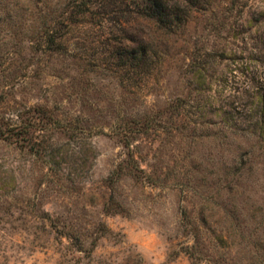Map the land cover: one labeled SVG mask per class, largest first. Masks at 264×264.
Masks as SVG:
<instances>
[{
    "label": "rangeland",
    "instance_id": "1",
    "mask_svg": "<svg viewBox=\"0 0 264 264\" xmlns=\"http://www.w3.org/2000/svg\"><path fill=\"white\" fill-rule=\"evenodd\" d=\"M201 1L106 0L49 49L0 26V264H264V142L213 115L248 109L264 0Z\"/></svg>",
    "mask_w": 264,
    "mask_h": 264
},
{
    "label": "trees",
    "instance_id": "2",
    "mask_svg": "<svg viewBox=\"0 0 264 264\" xmlns=\"http://www.w3.org/2000/svg\"><path fill=\"white\" fill-rule=\"evenodd\" d=\"M106 0H0V26L8 32H21L23 28H31L30 42L44 44L48 49L60 45L59 41L72 25L81 22L84 15L92 12L91 7H99ZM170 5L163 4L162 0H146L148 10L163 21L164 17L172 19L178 14L180 5L195 7L201 0H167ZM233 4V2H232ZM28 25V26H27ZM196 67L194 77L196 90L202 91L209 83L204 77V70ZM256 78L248 80L245 109L228 103L224 108L218 106L213 115L221 116L225 130L237 135L252 137L257 142H264V71L257 72ZM212 100V101H211ZM214 99H210V106ZM180 103H184L180 101ZM219 112L220 115L217 113ZM218 115V116H217ZM247 122L241 125L237 122ZM190 250H194L193 247ZM191 255V253H190Z\"/></svg>",
    "mask_w": 264,
    "mask_h": 264
},
{
    "label": "clouds",
    "instance_id": "3",
    "mask_svg": "<svg viewBox=\"0 0 264 264\" xmlns=\"http://www.w3.org/2000/svg\"><path fill=\"white\" fill-rule=\"evenodd\" d=\"M160 235L159 232L155 229H148L140 232L139 234H133L131 237V242L137 247L138 251L143 254L153 245L159 242ZM148 264H152L151 261Z\"/></svg>",
    "mask_w": 264,
    "mask_h": 264
}]
</instances>
